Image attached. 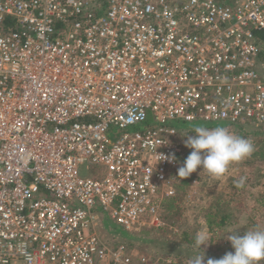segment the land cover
I'll return each instance as SVG.
<instances>
[{"label": "built area", "instance_id": "2783aa9c", "mask_svg": "<svg viewBox=\"0 0 264 264\" xmlns=\"http://www.w3.org/2000/svg\"><path fill=\"white\" fill-rule=\"evenodd\" d=\"M262 51L264 0H0V264H132L97 207L176 231L172 122L264 130Z\"/></svg>", "mask_w": 264, "mask_h": 264}, {"label": "rangeland", "instance_id": "374dc122", "mask_svg": "<svg viewBox=\"0 0 264 264\" xmlns=\"http://www.w3.org/2000/svg\"><path fill=\"white\" fill-rule=\"evenodd\" d=\"M258 67L264 78V61L260 60ZM189 124L190 122L182 120L172 122V125L178 129ZM205 126L206 124L203 127ZM111 130L113 137L116 127L112 126ZM229 131L233 132L232 129ZM178 133L180 139H187L179 131ZM243 137L253 143L254 151L244 160L230 164L223 176L212 177L198 168L193 174L195 175L193 179L186 177L182 180L178 177L180 179L175 184V195L164 202L162 212L164 221L176 231L168 229L169 227H166L165 232L141 229L134 233L135 238L124 239L132 241L128 246L134 254L133 259L147 256L150 262L156 264H167L166 260L174 261L175 259L180 260V264H191L196 253L201 255L204 253V264H207L209 258H222L225 253L234 251L231 242L227 239L231 233L242 235L249 230L264 228V130ZM85 166L86 164L80 166L81 175L88 173ZM240 174L243 183L237 188L236 178L238 179ZM97 211L102 213H99L98 234L106 239L107 245L117 243V239L123 236L116 231L118 229L122 231V229L114 225L112 229L105 231L103 221L105 213L99 207ZM211 211L214 214V222H217L222 214H226L225 225L220 229L209 228L206 220L207 213ZM183 230H186L189 242L180 240ZM199 233H206L211 237V241L201 245V248L195 243V237ZM112 235H116L117 239ZM147 235H149L147 239L143 238ZM167 238L171 240V243L167 241ZM179 255L180 258H178Z\"/></svg>", "mask_w": 264, "mask_h": 264}, {"label": "clouds", "instance_id": "9594fccd", "mask_svg": "<svg viewBox=\"0 0 264 264\" xmlns=\"http://www.w3.org/2000/svg\"><path fill=\"white\" fill-rule=\"evenodd\" d=\"M193 133L195 135H185V147L192 151L178 168L177 176L180 178L189 177L198 168L212 177L219 178L226 173L230 164L244 160L254 151V145L249 139L222 126L212 129L196 126ZM162 159L175 160V156H162ZM227 239L234 251L225 253L219 259L209 258L207 264H260L264 261V228L249 230L242 235L231 233ZM209 241L211 237L206 233H199L195 237L199 248ZM28 259L30 264L31 258ZM191 264H204V253H196Z\"/></svg>", "mask_w": 264, "mask_h": 264}, {"label": "trees", "instance_id": "16d2710c", "mask_svg": "<svg viewBox=\"0 0 264 264\" xmlns=\"http://www.w3.org/2000/svg\"><path fill=\"white\" fill-rule=\"evenodd\" d=\"M257 34L260 36L261 32H258ZM260 60L261 61H264V51H262L261 54H260ZM193 123L194 122H190L189 125H187L185 127H181L180 129H178V131L181 133L182 136H185V135H195V133H193L194 127H196V126H204V124H206V126H205L206 128H210V127L214 128V127H217V126H222V127L227 128L228 130H231L232 129V131L235 134H237V135H239L241 137H243L244 135H247V134H252L253 135L254 133H258L259 131L262 132L261 129H259L257 127H254L253 125H251L249 123H246V124H227V123H222V122L211 123V122H202V121H198L197 123H194V124ZM228 127H230V128H228ZM191 151H192V149L187 148V147L184 146L182 155L180 157V164H179V166L177 168H175L173 170V175L176 178L179 177V176H177L178 168L183 165L184 160L190 154ZM193 174H194V172L191 174L192 176L190 175L187 178H192L193 179L194 176H195V175L193 176ZM181 179L183 180L185 178H181ZM236 181H237V186L236 187L238 188L243 183V180L241 178V174L238 176V179L236 178ZM184 182H186V181H184ZM212 209H213V207H212ZM226 218H227L226 214H222V216L219 218V220L217 222H214V220H213L214 219V214L211 211V212H208L207 213V220H206V222H207V224H208V226H209V228L211 230H215V229H220L221 226H224L225 225ZM213 226H215V227H213ZM141 229H143L142 231L154 230L155 232H160V231L161 232L162 231L165 232V229L164 228H156V227H154V228H146V227H143ZM141 229H139L137 231H131V232L123 231V230L122 231H119V233L123 237H121V239H119L118 242H124V243H126V245H130V243H132V241H130V240L132 238H135L136 237L134 233L139 232ZM148 236L149 235L144 236L143 238H146L147 239ZM127 238H130V240H124V239H127ZM180 240L183 241V242L184 241L189 242V239H188L186 230H183L181 232ZM167 241L171 243V240L169 238H167ZM181 255L184 256L186 254H181ZM178 258H180V255L178 256ZM214 259H219V258L218 257H215ZM166 263L167 264H180V260H177V259H175L174 261L173 260H171V261L166 260ZM132 264H140V258H137V259L134 258L133 261H132ZM260 264H264V261H261Z\"/></svg>", "mask_w": 264, "mask_h": 264}, {"label": "crops", "instance_id": "0c3cea01", "mask_svg": "<svg viewBox=\"0 0 264 264\" xmlns=\"http://www.w3.org/2000/svg\"><path fill=\"white\" fill-rule=\"evenodd\" d=\"M104 218H103V221L105 222V226H104V230L105 231H109V228H111L112 229V227L115 225L109 218H108V216L105 214L104 216H103ZM107 217V218H106ZM99 219V218H98ZM102 221V220H101ZM98 224V223H97ZM102 224H103V222H102ZM98 226V225H97ZM117 225H115V227H116ZM119 227V226H118ZM110 229V230H111ZM118 231V232H117ZM116 231V233H119V229ZM124 231V230H123ZM111 232V231H110ZM112 234V233H111ZM112 236H114V238H116L117 239V237H116V235H112ZM113 240V239H112ZM117 240H119V239H117ZM117 240H115V241H117ZM103 241H105L106 242V239L104 238L103 239ZM107 241H109V240H107Z\"/></svg>", "mask_w": 264, "mask_h": 264}]
</instances>
